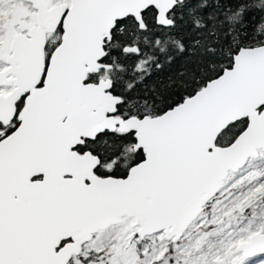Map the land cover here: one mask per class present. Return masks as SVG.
<instances>
[{"label": "snow or ice", "instance_id": "obj_1", "mask_svg": "<svg viewBox=\"0 0 264 264\" xmlns=\"http://www.w3.org/2000/svg\"><path fill=\"white\" fill-rule=\"evenodd\" d=\"M0 264H264V0H0Z\"/></svg>", "mask_w": 264, "mask_h": 264}]
</instances>
